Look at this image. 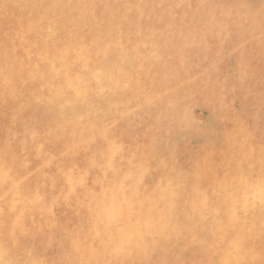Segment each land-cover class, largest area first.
<instances>
[{
    "label": "rangeland",
    "instance_id": "374dc122",
    "mask_svg": "<svg viewBox=\"0 0 264 264\" xmlns=\"http://www.w3.org/2000/svg\"><path fill=\"white\" fill-rule=\"evenodd\" d=\"M48 1L0 0V243L44 256L54 239L51 264L88 219L130 211L138 256L97 264H264V0ZM154 176L158 201L136 199ZM36 182L22 200L65 218L55 236L13 224L8 196ZM201 214L237 247L197 251L216 231Z\"/></svg>",
    "mask_w": 264,
    "mask_h": 264
},
{
    "label": "bare ground",
    "instance_id": "6f19581e",
    "mask_svg": "<svg viewBox=\"0 0 264 264\" xmlns=\"http://www.w3.org/2000/svg\"><path fill=\"white\" fill-rule=\"evenodd\" d=\"M48 4L50 6L55 7L56 3L53 0L48 1ZM60 7L62 6V3L59 2ZM31 7L27 8L25 7L24 14L27 15V11H29ZM0 18L2 19L1 12H0ZM0 26H1V20H0ZM41 39H44L41 35ZM148 84L150 82H147ZM168 121H174L175 117L174 115L170 114L169 117L166 118ZM200 121V120H199ZM200 125V124H199ZM203 126V125H202ZM119 131V129L115 130ZM53 140V137L45 136L43 138V141L45 143H49ZM59 140H62V138H59ZM144 157L145 159H149L148 157V151H143L140 155H138V158ZM134 159V157L131 158V160ZM188 166V164H187ZM162 169V164L158 165L154 169V175L158 176L159 171ZM175 171L178 174H183L181 170L180 163L175 164L174 166ZM146 181L142 180L141 187L143 188L142 191L138 190V194H136L134 197L136 199H139L140 201L147 203V204H154L156 201H158L159 192L155 189V184H160V182L156 180V178ZM56 180V174H53L51 176L50 181L45 186V192H50L54 188V182ZM7 182L6 177L1 178V185H4ZM136 185V184H135ZM43 187V184L41 182L36 183H29V185L21 186L18 188V193H14L8 196V198L11 196V203L13 205V212L15 214L13 219V224L16 225V229H24L26 227H29L31 224L35 228L39 227H47L48 232L51 236H55L57 233H59L61 230H63L66 226V220L63 218L62 223H60L58 214H54L52 212L47 213H39L35 214L36 211L28 212V207L26 206L25 202L22 200L21 195L27 196L30 195L31 192L35 194L37 193V188ZM16 192V191H14ZM20 197V201H15L17 197ZM47 197V194L45 195ZM36 203L39 204V209L41 208V203L37 202L36 199H33L32 204L36 205ZM78 204L80 202L78 201ZM4 206H0V209H3ZM89 206H86L85 209H89ZM217 211H219L217 209ZM127 214L125 216L119 217L112 222H108V219L111 217L110 214L98 217L96 219H88L87 220V228L88 231H83L81 233H75L71 236L70 240L74 248V252L70 253H60L57 255L51 264H97L98 257L102 256L106 252H111L112 254H115L116 257H118L121 253L125 254L128 260L132 261L133 258L137 257L138 254H135L133 250V238H128L125 234V224L127 223V217L132 216L131 214ZM212 215V214H210ZM30 216L32 218V223L30 225L27 224L26 217ZM127 216V217H126ZM201 221L204 223L203 229L205 227V224H209V226L212 224V231L216 229V231L211 236V242L209 239H205L203 233L198 236L196 239L197 241V251L207 248L211 245L216 244H231L232 248L237 247V243H234V237L237 236V233H233L231 229L223 227L219 224L217 220L212 217L206 218L205 214H201ZM234 225H239V221L237 218H234ZM207 228H205L206 230ZM64 231V230H63ZM54 239L51 241V245H48L46 248L48 252L44 256H35L30 254L29 256L23 254L20 256H17V253L13 251L14 244H12V247L9 248L6 244V242L0 243V264H43L44 261L49 257V251L52 249V245H54ZM196 251V252H197ZM212 251V248H211ZM80 253H83L84 255H80ZM205 253V252H204ZM203 253V255H204ZM209 253V252H206ZM211 256V255H210ZM208 257V256H207ZM210 258V257H209ZM105 264H111L112 260H110L105 255ZM115 264H122L120 262H116ZM127 264V263H126ZM229 264V262H228Z\"/></svg>",
    "mask_w": 264,
    "mask_h": 264
}]
</instances>
